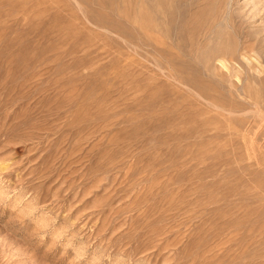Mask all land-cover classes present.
<instances>
[{"label":"rangeland","instance_id":"rangeland-1","mask_svg":"<svg viewBox=\"0 0 264 264\" xmlns=\"http://www.w3.org/2000/svg\"><path fill=\"white\" fill-rule=\"evenodd\" d=\"M0 264H264V0H0Z\"/></svg>","mask_w":264,"mask_h":264},{"label":"bare ground","instance_id":"bare-ground-1","mask_svg":"<svg viewBox=\"0 0 264 264\" xmlns=\"http://www.w3.org/2000/svg\"><path fill=\"white\" fill-rule=\"evenodd\" d=\"M102 2V1H101ZM154 41V40H153ZM218 54V56L216 57L217 59L216 60H218V62H220L222 59H223V57H225V54H223L224 56H222V54H219V53H217ZM220 66L221 67H224V65L222 64V63H220Z\"/></svg>","mask_w":264,"mask_h":264}]
</instances>
